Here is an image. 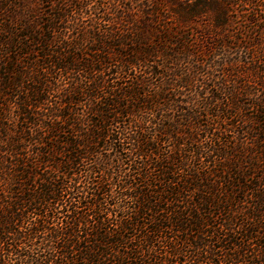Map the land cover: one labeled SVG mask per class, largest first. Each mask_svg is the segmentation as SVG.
Instances as JSON below:
<instances>
[{"label": "trees", "instance_id": "16d2710c", "mask_svg": "<svg viewBox=\"0 0 264 264\" xmlns=\"http://www.w3.org/2000/svg\"><path fill=\"white\" fill-rule=\"evenodd\" d=\"M0 264H264V0H0Z\"/></svg>", "mask_w": 264, "mask_h": 264}]
</instances>
